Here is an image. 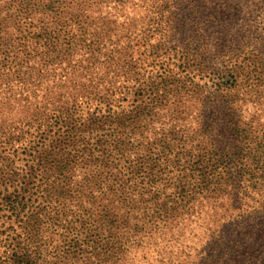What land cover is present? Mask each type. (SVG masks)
<instances>
[{"label":"trees","instance_id":"1","mask_svg":"<svg viewBox=\"0 0 264 264\" xmlns=\"http://www.w3.org/2000/svg\"><path fill=\"white\" fill-rule=\"evenodd\" d=\"M236 1L153 0L138 27L105 9L124 0H0V264H120L142 215L262 197L264 58L244 74L240 47L201 39L240 36L224 20ZM156 26L183 30L178 73L146 74ZM38 131L23 172L15 144Z\"/></svg>","mask_w":264,"mask_h":264},{"label":"rangeland","instance_id":"2","mask_svg":"<svg viewBox=\"0 0 264 264\" xmlns=\"http://www.w3.org/2000/svg\"><path fill=\"white\" fill-rule=\"evenodd\" d=\"M124 1V5L118 9H114L113 4H107L105 9L110 12L118 10L120 21L138 19V27H144L146 19L153 17V0ZM233 7L224 20L232 28V33L235 31L240 36L233 37L229 42L220 32L221 29L206 28L201 39L206 43L232 45V53H235L236 47H240L229 67L242 66L243 73L246 74L252 71L254 60L264 58V0H238L233 3ZM37 25L36 23V31ZM182 38L183 30L178 27L166 30L158 26L149 32L147 39L150 44L160 42L163 49L157 56L146 60L147 75L154 76L164 72L175 74L181 71L184 64L180 54ZM192 42V47L198 46L197 41ZM174 47L176 48L170 51ZM203 78L206 81L210 76L207 74ZM255 109L253 104L248 103L247 110L242 115L247 119ZM166 120L165 118L164 121ZM185 122L182 125L192 124L191 121ZM171 125V121H168L166 126ZM157 126L165 125L158 123ZM40 132L42 131L34 132L32 136L15 144L17 151L13 155L14 163L15 166L24 168L23 172H27V164H31L27 151L36 144ZM260 150H253V153L251 151L247 158L258 157ZM223 169L224 172L232 171L230 167ZM28 181L36 183V178ZM171 192L170 189L167 191L168 194ZM260 196L258 194L252 199L234 204V209L229 210L221 206L211 209L208 204L203 203L200 208L184 213L172 223L166 222L157 214L142 215L138 218L140 226L135 230L134 242L120 264H264V213L260 202L264 200V194ZM14 235V232L7 231L3 238L11 244L14 242ZM210 237H213V241ZM10 249L5 251V248H1L0 258L7 256ZM52 254L53 251L48 257Z\"/></svg>","mask_w":264,"mask_h":264}]
</instances>
